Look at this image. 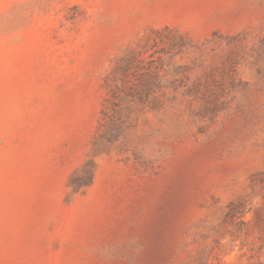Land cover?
I'll list each match as a JSON object with an SVG mask.
<instances>
[{
	"label": "rangeland",
	"instance_id": "1",
	"mask_svg": "<svg viewBox=\"0 0 264 264\" xmlns=\"http://www.w3.org/2000/svg\"><path fill=\"white\" fill-rule=\"evenodd\" d=\"M0 264H264V0H0Z\"/></svg>",
	"mask_w": 264,
	"mask_h": 264
},
{
	"label": "trees",
	"instance_id": "2",
	"mask_svg": "<svg viewBox=\"0 0 264 264\" xmlns=\"http://www.w3.org/2000/svg\"><path fill=\"white\" fill-rule=\"evenodd\" d=\"M90 179H91V177H90V175H89V181L85 182L83 185H85V186L89 185V183H90Z\"/></svg>",
	"mask_w": 264,
	"mask_h": 264
}]
</instances>
